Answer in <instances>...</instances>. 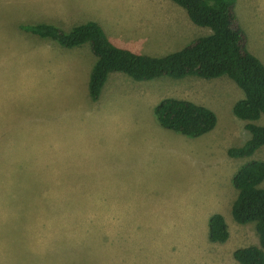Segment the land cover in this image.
Returning <instances> with one entry per match:
<instances>
[{
	"label": "rangeland",
	"instance_id": "rangeland-1",
	"mask_svg": "<svg viewBox=\"0 0 264 264\" xmlns=\"http://www.w3.org/2000/svg\"><path fill=\"white\" fill-rule=\"evenodd\" d=\"M85 1L88 6L72 18V26L92 20L101 27L109 16L126 15L121 37L112 40L117 47L163 56L181 39V18L174 15L173 21L170 8H160L154 0H116L123 9L119 6L112 15H106V0ZM237 1L246 45L264 64V0L251 8ZM77 3L81 0L30 6L27 0H0V264H240L233 251L258 244V235L253 223L232 218L237 189L231 180L243 163L264 160V145L248 157L227 154L249 137L246 122L232 111L243 91L227 76L198 78L205 86L187 81L189 92L182 93L185 86L174 83L183 78L135 81L121 73L130 83L121 82L113 89L117 94L135 89L143 96L155 94L157 102L171 95L195 97L210 107L218 124L199 137L161 127L153 110L141 102L133 107L131 97L111 104L130 112L120 127L116 116L124 112L105 115L103 102L88 115L86 107L98 104L89 95L83 100L81 76L73 84V71L44 70L48 56L31 41L48 40L59 49L53 61L70 60L72 65L73 47L29 31L23 33L28 44L16 40L20 19L69 16ZM130 121V128L137 126V131L131 129L135 134L122 132ZM258 123L264 124V115ZM41 132L47 135L40 137L45 143L73 144V152L53 160L59 153L39 142ZM216 209L225 211L228 221L230 235L223 243L206 236L207 215ZM3 239L17 244L5 245Z\"/></svg>",
	"mask_w": 264,
	"mask_h": 264
},
{
	"label": "trees",
	"instance_id": "trees-1",
	"mask_svg": "<svg viewBox=\"0 0 264 264\" xmlns=\"http://www.w3.org/2000/svg\"><path fill=\"white\" fill-rule=\"evenodd\" d=\"M185 9L197 26L210 30L187 45L163 56L139 54L113 45L101 27L92 21L74 26L69 32L60 27L39 23L22 24L21 28L40 37H49L62 46L89 43L96 61L91 69L88 93L97 100L107 75L119 71L142 81L160 76L183 78L187 75L205 79L227 76L243 91L232 111L244 120L248 139L230 147L231 157H248L264 145V64L246 45V35L235 12L236 0H172ZM156 122L163 128L188 137L210 132L217 123L209 107L177 97H164L153 107ZM237 194L231 203L232 218L240 224L253 223L258 244L236 248L234 259L240 264H264V160L251 159L240 165L232 176ZM208 240L223 243L229 237L228 225L221 213L207 221Z\"/></svg>",
	"mask_w": 264,
	"mask_h": 264
},
{
	"label": "crops",
	"instance_id": "crops-1",
	"mask_svg": "<svg viewBox=\"0 0 264 264\" xmlns=\"http://www.w3.org/2000/svg\"><path fill=\"white\" fill-rule=\"evenodd\" d=\"M27 1H28V5L30 6L36 1H44V4L45 3L51 4L54 0H27ZM154 1L160 8H162V7L163 8L169 7L170 8V10H171V14L170 15H171V19H173V21H174V18H173L174 15L175 16L178 15L181 18V31H180L181 34H182L181 39L180 40L177 39L175 41V43L178 44L177 47H174L175 49H172V51H169L168 53H171V52H174L176 50H179L180 48L184 47L191 40H193L194 38H196L198 36L207 35L208 33H210V30L208 28H205V27L204 28L200 27V28H203V29H201L199 32H197L196 31V29H198L197 25L194 26L189 21L190 19L188 18L187 13H185L186 11L182 10L181 8H177L175 3L172 2L171 0H154ZM258 1H263V0H243V2L245 3V6L247 5L250 8L253 7V2L257 3ZM65 2L67 4V3L71 2V0H65ZM239 2H240V0L237 1V4ZM77 4H79V5H76V7H77L76 10H74V11L65 10V11H67L69 13V16L68 15H63V13H60V14H43V15H40V16H38V15H28L27 18L24 17V19H22V20L20 19L19 22H18V25L15 28V29H18V31H19V35H18L19 37H16V40H18L19 42L26 43V44L29 43V42H27L28 40L25 37L26 34H23L25 32V30H23L21 28L22 24L46 23V24H52V25L58 26V27H60L63 30H69V29L71 30V28L74 26V25L72 26V24H73L72 18L77 16L78 14H80V13H77L78 11L82 10L81 13H83L84 8L88 4V1L81 0V3H77ZM105 4L107 6L106 15H112L111 13L113 12V10H116V13H117V8H119V6H120L121 9H123V3H120V2L118 3V2H116V0H106ZM236 7H237V5H236ZM47 9L51 10L52 8L47 7ZM65 9H66V7H65ZM176 10H178V11H176ZM125 16L126 15H123V16L122 15H116V16H111V17L109 16V19L105 20V21H107V22H105V26L101 25V29L103 30L104 34L106 35V37L108 38V40L111 43H113L112 40H114L115 38L121 37L122 32L119 29L122 28L121 24L123 22H126V17ZM237 18H238V22H239L240 19H239L238 15H237ZM90 21H92V20H90ZM141 21L143 23H145L144 18H142ZM159 23L163 25V20L161 22H159ZM240 26H241L242 29H244V27L242 25H240ZM194 31L197 32V34L193 37V39H191L192 36H193L191 33L194 32ZM29 33H31V32H29ZM32 34H34V33H32ZM34 35H36V34H34ZM42 38H47V37H42ZM38 41L40 43L37 42V40H36V41H31V44H34L36 46V48L38 46H41V53L45 54V56L46 55L48 56V58H46V59L44 58V61H45L44 63L45 64L43 65V69L47 70V71L48 70L73 71V75H71V76H73V84H75L77 78L79 76H81L82 83H83V85L86 88L85 90H83L84 91L83 100L85 98H87V96L89 95V93H88L89 76H90L91 69H92V67H93V65H94V63L96 61V56L91 51L89 43H83V44L78 45V46H73V50H72L73 51L72 52L73 53V65H72L70 60L68 62H66L64 59H60V60L58 59V61H53L55 59V56H57V54H59V49H54L53 47H51L50 43H48V40H46V39L38 40ZM69 48H71V47H69ZM61 51H65V50H61ZM12 52H13L14 55L16 54L15 49ZM68 54L69 53L65 54V56L68 55ZM77 72H80V74L78 75ZM121 73H123V72H119V71L109 72L108 75H107L106 81H105L103 87L101 88L99 97L97 98V100L92 101V103L98 104V106H92L90 108L86 107V111H87L86 113L88 115H94L97 112V110L99 108V104L101 102L104 103V105L102 107V112L105 115L113 114V111H115V110L118 111V112H124L123 115L116 116L118 118V120H119V127L121 126L120 119L123 116H128L130 112L127 109H125V107H123V106L122 107L121 106H116L114 109H112L111 108V104L113 102H115V103L125 102V100H124L125 98L131 97L130 100H131V103H132L133 107H135V105L138 106V104L141 102L142 105L145 104V107H147L149 110H153V107L158 103L156 101L155 94L145 93L144 96H143V94L140 93V92L136 93L135 89H132V91H131V89H129V90L126 89L124 92H121V91L118 90V94H117V92L114 91L113 89L117 88L118 85L121 82H126V81L129 82V80H127L128 78L126 76H123ZM119 77H121L124 80L120 79ZM198 78L199 77L187 75V76L183 77V80H181L179 82H175L174 84H175V86H177L176 84H178L180 87L185 86V87L181 88V91H182V93H186V92H189L188 86L190 84L192 86L191 82H197V83H199V86H200L201 83L199 82ZM135 81H138V80H135ZM145 81H147V80H145ZM187 81H189L190 84L186 85ZM201 85L205 86V84H201ZM105 90L107 91L108 95H103V92ZM113 91L115 93L111 94ZM203 91H204V89H203ZM70 95L73 97V101H76V97H74L73 94H70ZM174 96H176V95H171L170 97H174ZM176 97L180 98V99H187V100L196 102L198 104L204 105L203 103H200L199 101H197L195 99V97L194 98H192V97H180V96H176ZM148 101H149V105H148ZM131 122L132 121H130V122H128L126 124V126L122 129V132H124L126 130L125 131L126 134H135V132L133 130H131V129H134L135 131H137L136 130L137 126H135L133 128H130V125L133 124ZM217 124H218V120H217ZM172 134L176 135L174 133H172ZM46 136L47 135H44L41 132L40 135H39V142L43 143L44 147L49 152L58 151L59 155H56V156H53V157L50 156V157L53 158V160H55V159L59 160V159H61L64 156L65 153L69 154V153L73 152V144H69V143L67 145L66 144L65 145H62V144L58 145L56 143L48 144V143H45L44 141H42L40 139V137H46ZM170 136H172V135H170ZM182 139H184V138H182ZM51 145H54V147H52ZM38 149L41 150V151L44 150V148L41 145H39V144H38ZM44 152H46V151L44 150ZM219 193H221V192H219ZM217 197H214V198H217ZM216 210H218V211H215L213 213H221L224 216L225 221H226V216H225V213H224L225 211H223L221 209H216ZM213 213H211V214H213ZM211 214L207 215V218H209ZM207 218H206V221H208ZM226 223L228 225V221H226ZM228 230H229V226H228ZM229 235H230V232H229ZM206 236L208 237V229H207V235ZM2 241H4L5 245H8V246L17 244V243H14V242L10 241V240L7 241V240L3 239ZM19 244H20V242H18V245ZM26 244H28V242L24 243V241H23L21 243L22 247H27ZM34 244H36V243H34ZM34 244H32V245H34ZM124 253H125V251H124Z\"/></svg>",
	"mask_w": 264,
	"mask_h": 264
}]
</instances>
